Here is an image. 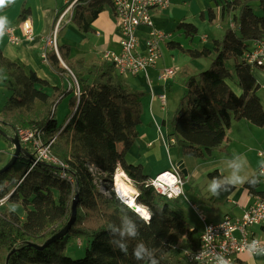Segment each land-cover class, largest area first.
<instances>
[{
  "label": "trees",
  "instance_id": "1",
  "mask_svg": "<svg viewBox=\"0 0 264 264\" xmlns=\"http://www.w3.org/2000/svg\"><path fill=\"white\" fill-rule=\"evenodd\" d=\"M213 1L222 5L223 15H229L234 26L214 41L212 50L188 51L192 59L213 57L207 70L185 82L186 93L169 124L180 153L199 159L222 145L234 121L247 120L264 128V106L257 94L260 84L252 67L240 60L252 42H264V0ZM254 3H258L263 15L255 13ZM107 9L114 11L113 0H79L72 24L81 33L89 34L93 23ZM201 18L213 22L216 13L209 9ZM177 30L188 35L197 32L196 27L186 23H180ZM58 50L71 72L62 66L55 51L48 54L49 64L71 86L68 93L56 89L53 96L45 91L49 87L47 81L0 51V82L11 93L0 111V129L9 137L20 129L43 130V141H53L51 154L64 165L39 162L33 166L35 150L22 146L26 152L0 174V200L8 197L10 202L18 203L22 199L25 207L32 208L23 219L0 207V264H143L132 255L140 241L155 250L159 264H182V245L186 249L197 248L198 230L184 219L176 202H171L176 200H167L148 185L150 177L145 175L143 166L126 162L127 153L139 137L144 93L131 89L116 74L114 63L71 61L69 45L58 43ZM230 60L234 61L233 68L227 66ZM227 80H234L243 93L235 94ZM65 94L71 96V115L67 123L59 124L55 104ZM0 138L14 149L6 137ZM118 168L135 184L139 193L136 203L151 212L147 224L138 221L140 236L128 241L127 255L109 242L112 237L108 226L120 223L121 199L114 192L104 195L95 182L100 173L107 174L112 182ZM62 173L71 180L62 179ZM219 174L215 171L208 177ZM244 186L252 194H262L259 184ZM234 190L235 187L211 199L214 204H224ZM77 195V219L69 233L43 250L31 246L45 245L66 227ZM133 218L137 219L134 215ZM79 239L86 240L88 246L82 258L73 259L66 255V249L71 241Z\"/></svg>",
  "mask_w": 264,
  "mask_h": 264
},
{
  "label": "crops",
  "instance_id": "2",
  "mask_svg": "<svg viewBox=\"0 0 264 264\" xmlns=\"http://www.w3.org/2000/svg\"><path fill=\"white\" fill-rule=\"evenodd\" d=\"M73 1L74 0H16L15 4L0 11V16H7L9 27L15 28L16 35L19 37H23V22L26 19L31 21L35 33V39L33 41L23 39L18 46H14L9 43L6 34L0 39V51L11 61L24 66L26 70L35 72L40 79L47 81L49 87L47 89L45 88V91L51 96L56 93V89H63L68 93L71 85L67 78L59 76L52 70L49 60L47 63L43 61L42 55L47 39L53 35L54 30L56 29L59 15L66 11ZM76 5L73 10L66 15L64 26L71 24L69 16L74 13ZM185 5L188 7L187 11L189 15L187 16H181V18H178V16L173 15V9L171 12L167 13L176 19V22L173 21L174 24H177L176 29L180 23L191 24L196 27L197 32L193 35H188L183 30H177L181 37H185L187 45H184L181 42L180 37H175V35L170 32L172 38L170 41L162 45L161 60L156 68L148 72V76L145 74H138L127 78L122 77L124 82L131 89L144 93V97L142 98V122L138 126L139 137L126 155V162L133 165L143 166L144 173L146 165L149 164V161H152V154L157 150L159 151L162 147L166 149V136L171 135L172 133L169 123L173 116H170V113L176 110L179 101L186 92L185 82L191 76L201 73V70L207 65L205 61H202V58L192 59L188 53V51L191 50L201 51L204 48L209 50L213 49V44L206 46L207 43H204L203 41L199 43L196 40L198 30L204 31L206 28H210L214 23H217L219 30L223 29V31H226L233 25L231 17L229 15H223L222 5L219 4V6H217L213 0H189L188 2H185ZM209 9L216 13V19L213 22L201 18L202 14L207 15ZM253 9L257 15H261L260 10L259 12H256V10L259 9L258 3L253 4ZM113 14L107 13L106 11L102 12L92 25L93 32L81 35L79 41L69 39L67 33L68 30L65 32L62 41L60 42L58 40V43L60 45H69L71 47V61L83 60L87 64H100L104 61L105 53L109 51H119V33L117 26L113 21ZM160 14L154 13L157 19ZM169 15L167 16L163 14L160 18L162 20H172ZM197 18H200V20H197ZM211 28L213 30L214 27L212 26ZM75 33L77 32L75 31ZM137 35L141 47L143 48L145 40L149 36V29L147 27H140L137 30ZM214 41L215 40H213V42ZM252 45L253 42L249 47ZM173 49H178L183 52L184 56L181 60H178L177 57H175V54L172 52ZM58 57L62 66H64L63 64L66 65L60 54ZM212 57L213 54L209 58ZM65 68L71 72L67 65ZM164 68H173L176 71L173 79L168 80L167 82H162L158 78L160 71ZM252 69L255 79L261 87L257 94L264 106V68L253 67ZM227 84L238 96L243 93L234 80H227ZM0 87H3L1 82ZM162 95H165L164 100L161 99ZM70 98L71 96L65 94L59 100L60 105H63L61 117H56L59 124L67 123V119L71 115V110L69 109ZM37 105L39 108L43 107V104L40 102H38ZM162 126L164 127V133L162 130H158ZM172 141L175 143L173 138ZM263 143L264 128L257 127L247 120L234 121L227 134V138L222 145L213 150L210 155L199 159L201 163H199L198 166L191 167L189 163H186L185 159L177 164L176 167L179 168L180 173L182 170V173H187L189 177L194 179L196 186L187 190L188 193H192L191 195L194 201L199 202L202 208L208 209L206 210L207 212H212L209 210L210 208H218L214 211L216 212L214 216L219 219L218 223L227 215L232 216L235 219L240 218L244 211L252 205L253 201L250 197V191L246 189L244 186L245 184H243L235 187V190L228 196L224 204H214L211 199L212 195L207 191L208 183L211 180L208 177L209 174L215 171L220 173L222 161L231 158L233 154L245 155L250 168L252 170H257L262 163L259 151H262L261 149L264 147ZM156 147H158L157 150ZM256 149L259 158L257 161L250 159L249 155V152H255ZM13 152L14 149L7 143L0 146V169L8 163ZM164 171H167V169ZM162 172L147 176L151 179ZM262 190L261 187L258 189L259 192ZM178 200L179 199L174 202L177 203ZM179 206L183 215L186 214V209L181 205ZM195 206L196 204L194 203L191 207L195 208ZM205 221L206 223L202 225L201 229L193 227L187 221L193 229L198 230L197 238L200 237L206 226L217 223L213 220L207 224V218ZM253 231L259 238H264V225L254 228ZM184 249H186V247H184ZM239 259L241 260V264H264L263 255L249 256L247 253H243L239 256ZM183 264H186L185 261Z\"/></svg>",
  "mask_w": 264,
  "mask_h": 264
},
{
  "label": "built area",
  "instance_id": "3",
  "mask_svg": "<svg viewBox=\"0 0 264 264\" xmlns=\"http://www.w3.org/2000/svg\"><path fill=\"white\" fill-rule=\"evenodd\" d=\"M79 0H74L68 9L62 12L58 17V24L53 35L47 39L44 47L42 59L45 63L48 61V54L55 51L59 56L57 32L61 28V24L65 21L68 12L73 10ZM172 0H113L114 18L119 33V51H109L105 53L104 60H108L115 64L116 74L119 77L135 76L145 74L156 68L162 57V45L171 40L172 34L156 30L152 21V13L154 11H164L169 9ZM69 16V21H70ZM68 23V22H67ZM234 25H232L233 27ZM140 27L149 29V36L145 40L144 47H141L137 30ZM23 37L16 35L15 28H10L7 32L9 43L18 46L23 39L33 41L35 33L32 23L26 19L22 24ZM242 60L253 67H264V42L254 41L253 45L244 54ZM176 71L173 68H164L159 73V80L167 82L173 79ZM165 99V95L161 96ZM44 132L41 129H20L18 136L22 146L31 147L36 152L33 166L39 162H53L58 164L51 154V143L46 144L43 141ZM259 156L264 162V154L261 152ZM61 164V163H59ZM64 167L63 164H61ZM91 171L95 173L94 169ZM62 179H68L65 173L61 174ZM261 187L264 184V178L258 183ZM148 185L152 186L156 192L167 200H177L185 195V182L181 177L178 167L172 166L171 170L164 171L154 178L149 179ZM259 187V188H260ZM260 192L262 194L250 195L253 203L244 211L240 218L225 216L224 219L216 224L206 226L199 238V245L195 249H190L193 253H199L202 248L206 251L220 252L224 251L231 264H241L239 256L246 253L242 249L247 243L255 239L264 241L259 238L253 231L256 227L264 225V188ZM116 196L118 194L113 190ZM112 191V192H113ZM110 194V193H109ZM204 222L205 219L201 218ZM211 228L212 232L205 233ZM207 235V239L205 238ZM81 245V242H80ZM186 249H184L185 251ZM183 251L184 261L186 264H195L188 254ZM256 256V255H255ZM264 256V255H263ZM210 262L211 256L206 257Z\"/></svg>",
  "mask_w": 264,
  "mask_h": 264
},
{
  "label": "rangeland",
  "instance_id": "4",
  "mask_svg": "<svg viewBox=\"0 0 264 264\" xmlns=\"http://www.w3.org/2000/svg\"><path fill=\"white\" fill-rule=\"evenodd\" d=\"M188 1L189 0H172V5L169 9L165 10L166 12L165 11H154L152 13V21L154 23L156 30L161 31V32H165V33L172 32L175 35V37L181 38L180 40L184 45H187V42H186L185 37L184 36L181 37L180 33L177 32V29H176L177 24H174V22H173V21L176 22V19L174 17H171L169 15V13H167V12H171L173 9L174 10V11H172L173 15L178 16V18H181V16L189 15V13L187 11L188 7L185 5V2H188ZM106 12L113 14L111 9H107ZM256 12H259V9H257ZM154 13H158V14L162 13V14H160L158 16V19H157V17L154 15ZM163 14H165L167 16L169 15L172 20H168V19L162 20L160 17H162ZM260 14L262 15V12ZM72 17H73V14L70 17V21L72 20ZM10 19H11V17H10ZM198 19L200 20V18H197V20ZM113 21H114V24H116V20H115L114 16H113ZM212 26L214 27L213 30L211 28ZM66 27H67V29H66ZM68 27H69V29H68ZM211 27L206 28L204 31L198 30L196 40L199 43H201V41H203L204 43H207L206 46H210L211 44L214 43L213 40L220 39L223 36L225 31H223V29L219 30L217 23H214L213 25H211ZM67 30H68V32H67ZM75 31L77 33H75ZM65 32L68 33L69 39H73L75 41H79V37L81 35H83V33H81L77 29V27L72 24V21H71V24H69V25L67 24V26H64V22L61 24V29L57 32V39L60 42L62 41V38L65 35ZM90 36L92 37L91 34H90ZM205 36H207V37H205ZM166 51H170V50H166ZM172 52L175 54V57H177L178 60H181L182 57L184 56L183 52L178 50V49H173ZM202 61H205L207 63V65L204 69L201 70V72L207 70L210 67L211 58H202ZM233 65H234L233 60H230L227 62L228 68H233ZM125 77L127 78V77H131V76L128 75ZM10 96H11L10 92H8L5 88L0 87V111L3 110V108L7 105L8 101H9L8 99L10 98ZM55 109H56V114H57L56 117L57 118L61 117L63 105H60V101H58L55 104ZM176 110H174L172 113H170V116H174V114L176 113ZM171 120H170V122H171ZM163 128L164 127L162 126L158 130L159 131L162 130V132L164 133ZM166 141H167L166 149L162 147L158 151L157 150L158 147H156L157 151L154 150L155 152L152 154V157H153L152 161H149V164H147L145 167V175L151 176V175L156 174L157 172H162L166 169L171 170L172 165L177 166V164L180 161H184V159L186 160L187 164L188 163L190 164L191 167H196V166H198L199 163H201L199 158H194L191 156H183V154H180L179 147L176 146L175 143L172 141L171 135L166 136ZM4 143H6V141H4L3 139L0 138V146L3 145ZM263 146H264V143H263ZM261 150L262 151H259V152L264 154V147ZM249 155H250V159H252V160L257 161L259 159L257 156L258 155L257 149L255 152L254 151L249 152ZM119 171H123V170L121 168H118L116 170L115 174L113 175L112 182L109 180V177L107 176V174L100 173L101 174V175H99L100 177L98 176L96 178L95 182H96V187L99 188L101 193H103L104 195L110 196L109 193H111L113 190H115V176ZM181 174H182L181 177L183 178V180L185 182V187H184L185 195L179 197V200L177 203H174V201H171V202H173L176 205L179 212H181L179 205H181L183 208L186 209V214L183 215L182 212H181V214L183 215L184 219L187 220L195 228L201 229L202 225L206 223V221L203 222L201 220V217H204L205 219L207 218V220H208L207 224H208V222L213 221V220L218 223L219 219L214 216L216 214V212H214V211H216V209H218V208H210L209 210L212 212H207L206 210H208V209L202 208L200 206L199 202L194 201V199L192 198V195H191L192 193H188V191H187L188 189L194 188L196 186L194 183V179H192V177H189V175H187V173H182V170H181ZM203 179H205V178H203ZM130 182L135 187V184L131 180H130ZM261 188H264V184L261 186ZM194 203L196 204V206H195V208H192L191 206H193ZM0 207H1L2 211H4V212H12V211L16 212L23 219L27 218L28 211H30L32 209L31 206L25 207L22 204V199L19 200L18 203H15V202H10L8 197L3 199V200H0ZM176 207H174V208H176ZM80 242H81V245H80ZM87 246H88V242L86 240H83V239L73 240L67 246L66 255L70 256L73 259L82 258L84 256V252H85V249L87 248ZM184 247L185 246L183 244L182 245V252L184 250Z\"/></svg>",
  "mask_w": 264,
  "mask_h": 264
},
{
  "label": "clouds",
  "instance_id": "5",
  "mask_svg": "<svg viewBox=\"0 0 264 264\" xmlns=\"http://www.w3.org/2000/svg\"><path fill=\"white\" fill-rule=\"evenodd\" d=\"M16 0H0V11H3L10 5L15 4ZM10 30L7 16H0V39ZM226 173V174H225ZM264 178V162H262L257 170H252L249 166L247 157L242 154H233L231 158L222 161L220 174L214 176L208 183L207 191L210 195L219 197L222 193L230 192L234 187L248 184L255 187ZM122 207L120 208V223L110 224L108 226L109 234L112 239L109 241L125 255L128 254V241L137 240L140 236V228L138 221L147 224L151 219V212L146 210V206L142 204L133 207L130 199L119 196ZM14 210V209H13ZM132 212L137 218L134 219ZM212 232L209 228L206 234ZM208 238L207 235L205 237ZM249 256L264 255V241L255 239L242 249ZM190 256L195 264H231L227 254L222 250L220 252L206 251L204 248L199 253H193L190 249L184 251ZM132 255L138 262L143 264H159L155 255V250L150 249L143 241L136 243L132 249ZM211 256L209 262L206 257Z\"/></svg>",
  "mask_w": 264,
  "mask_h": 264
},
{
  "label": "water",
  "instance_id": "6",
  "mask_svg": "<svg viewBox=\"0 0 264 264\" xmlns=\"http://www.w3.org/2000/svg\"><path fill=\"white\" fill-rule=\"evenodd\" d=\"M63 65L66 67L65 64H63ZM0 135H2L3 137H6L14 147V152H13L9 162L3 168L0 169V174H3L4 172L8 171L16 163L18 157L22 153H25L26 151L22 147L19 136L17 134L12 136V137H9L3 130L0 129ZM138 195L136 196V199H137ZM77 198H78V195L76 196L75 200L73 201L72 208H71V217H70V220L67 223L66 227L63 228L59 233L54 235L45 245H43V246L31 245V246L37 248L38 250H43L48 244L55 242L57 240L63 239L69 233V231L71 230V228L73 227V225L77 219V206H78ZM133 204H134L133 207L135 205H138V204H136V202H134Z\"/></svg>",
  "mask_w": 264,
  "mask_h": 264
},
{
  "label": "bare ground",
  "instance_id": "7",
  "mask_svg": "<svg viewBox=\"0 0 264 264\" xmlns=\"http://www.w3.org/2000/svg\"><path fill=\"white\" fill-rule=\"evenodd\" d=\"M115 191L119 196L130 199L132 205L136 202V196L139 194L124 171H119L115 176Z\"/></svg>",
  "mask_w": 264,
  "mask_h": 264
}]
</instances>
